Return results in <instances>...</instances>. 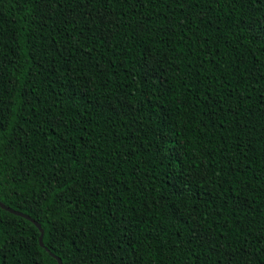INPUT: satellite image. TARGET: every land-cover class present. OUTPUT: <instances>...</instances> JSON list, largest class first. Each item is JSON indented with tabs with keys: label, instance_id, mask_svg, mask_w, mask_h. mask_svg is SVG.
I'll return each instance as SVG.
<instances>
[{
	"label": "trees",
	"instance_id": "16d2710c",
	"mask_svg": "<svg viewBox=\"0 0 264 264\" xmlns=\"http://www.w3.org/2000/svg\"><path fill=\"white\" fill-rule=\"evenodd\" d=\"M257 18L253 0H0V203L40 226L0 207V264H264ZM54 178L74 194L55 213Z\"/></svg>",
	"mask_w": 264,
	"mask_h": 264
},
{
	"label": "snow or ice",
	"instance_id": "6c2138e0",
	"mask_svg": "<svg viewBox=\"0 0 264 264\" xmlns=\"http://www.w3.org/2000/svg\"><path fill=\"white\" fill-rule=\"evenodd\" d=\"M253 3L257 6H261L264 5V0H253ZM253 15H255V9L253 10ZM256 22L260 24L262 29H264V19L257 18ZM252 27L254 29L255 25H253ZM260 35H264V31H262ZM5 131H6V126L3 123H0V141H3ZM3 147L6 148L7 145H3ZM49 184L50 185L55 184L56 190H58L56 192V197H54L55 203L53 206L50 207V211L55 213L59 210H62L65 205H71V201L73 199L74 194L72 191V186L68 185L67 180L60 182L54 178L52 181H49ZM66 185L68 186L66 187ZM76 187L79 186L77 185ZM46 195L47 194H45V196Z\"/></svg>",
	"mask_w": 264,
	"mask_h": 264
},
{
	"label": "water",
	"instance_id": "95a60500",
	"mask_svg": "<svg viewBox=\"0 0 264 264\" xmlns=\"http://www.w3.org/2000/svg\"><path fill=\"white\" fill-rule=\"evenodd\" d=\"M0 207H1L2 209H4V210L8 211L9 213L15 214V215H17V216H21V217H23V218H25V219L31 221V222L37 227V229H40L39 224L36 223L34 220L30 219L27 215H24V214H22V213H20V212L14 211V210H12V209H10V208H7V207H5L4 205H2L1 203H0ZM42 234H43V232H42V230H40V236H39V238H38V241H39V245H40V246L43 245V244H42ZM50 255H51L53 258L56 259V261H57L58 264H62V262L60 261L59 258H57L56 256H54V255H52V254H50Z\"/></svg>",
	"mask_w": 264,
	"mask_h": 264
}]
</instances>
